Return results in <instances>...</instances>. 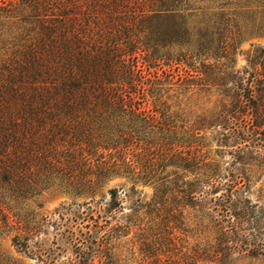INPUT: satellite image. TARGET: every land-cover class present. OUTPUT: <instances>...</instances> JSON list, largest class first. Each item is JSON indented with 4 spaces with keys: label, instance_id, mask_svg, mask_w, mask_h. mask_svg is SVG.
<instances>
[{
    "label": "trees",
    "instance_id": "obj_1",
    "mask_svg": "<svg viewBox=\"0 0 264 264\" xmlns=\"http://www.w3.org/2000/svg\"><path fill=\"white\" fill-rule=\"evenodd\" d=\"M250 31L264 34V0H0V240L10 235L41 264H118L109 232L98 240L74 233L76 259L61 263L29 242L41 230L45 191L93 201L123 175L153 187L150 202L136 200L152 214L138 227V264H223L240 251L264 260L259 228L220 231L214 245L183 251L171 223L178 203L209 194L206 179L184 180L188 170L211 167L202 131L220 127L221 145L264 134L263 50L248 77L232 64ZM202 83L224 102L188 123L168 93ZM239 182L229 180L228 199ZM105 193L104 214L69 231H125L119 220L109 226L118 190ZM223 210V219L233 214L232 205ZM0 264L15 263L0 253Z\"/></svg>",
    "mask_w": 264,
    "mask_h": 264
},
{
    "label": "rangeland",
    "instance_id": "obj_2",
    "mask_svg": "<svg viewBox=\"0 0 264 264\" xmlns=\"http://www.w3.org/2000/svg\"><path fill=\"white\" fill-rule=\"evenodd\" d=\"M236 46L232 64L234 69L246 70L244 76L248 77V74L254 71L252 67H255L257 59H260L256 57V53L263 50L264 55V34L245 32ZM183 68L180 66L179 72L184 75ZM168 94L170 98L167 104L173 109L183 110L182 118L188 123L197 118L196 116H207L214 109H218L220 102H224L220 91L205 83L183 84L179 87L175 85ZM219 132L223 130L216 125L201 132L205 148L212 159L211 167L205 170L196 168L184 173V180L206 179L208 183L202 191L209 194L205 193L199 201L196 199L189 203L185 201V204L178 203L177 209L174 210L175 218L171 223L176 228L173 235L182 237L178 245L180 243L185 247L182 248L183 251H191L194 246L202 247L206 243L209 246L214 245L220 231H254L255 228L264 231V134H257L256 138L239 143L240 140L232 142L233 140L227 138L225 145H221L217 142V139H222ZM193 148L194 145L191 149ZM212 175L218 176L216 180L210 178ZM235 178L240 182L232 190V199H228L225 187L230 179ZM108 188H116L121 198L119 206L112 210L113 219H110L109 226L119 220L126 225L125 231H85V228H82L84 231H69L73 229L70 227L74 223L82 221L83 218L86 219L81 225L92 222L89 216L96 218L98 214H104L109 201V196L105 193ZM234 189L237 191L234 192ZM121 191H124L125 195L121 194ZM102 195H96L91 201L89 196H78L61 189L45 191L38 200L37 209L42 219L41 230L37 231V237L29 242L30 245L52 249L57 263H61L66 259H76L74 233H83L89 236L90 240H98L109 232V246L118 264H138V227L147 224L152 214H146V206L137 207L139 201L136 200L140 198L141 203L150 202L153 195L152 185L121 175L113 177L105 184ZM228 205H232L233 214L223 219V209ZM149 207L151 208V205ZM242 207L245 208L243 211ZM177 211L180 212L179 215L176 214ZM0 253L15 264H41L33 256L19 252L11 244L10 235L0 240ZM195 264L221 263L199 260ZM223 264H264V260L240 251L231 253L228 262Z\"/></svg>",
    "mask_w": 264,
    "mask_h": 264
}]
</instances>
